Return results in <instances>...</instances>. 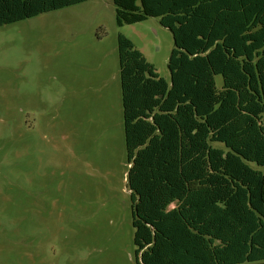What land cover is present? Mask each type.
Segmentation results:
<instances>
[{"label":"trees","instance_id":"obj_1","mask_svg":"<svg viewBox=\"0 0 264 264\" xmlns=\"http://www.w3.org/2000/svg\"><path fill=\"white\" fill-rule=\"evenodd\" d=\"M83 1L0 0V26ZM112 1L173 38L166 81L117 36L134 264H264V0Z\"/></svg>","mask_w":264,"mask_h":264},{"label":"rangeland","instance_id":"obj_2","mask_svg":"<svg viewBox=\"0 0 264 264\" xmlns=\"http://www.w3.org/2000/svg\"><path fill=\"white\" fill-rule=\"evenodd\" d=\"M119 33L169 81L171 32L112 0L0 26V264L135 263Z\"/></svg>","mask_w":264,"mask_h":264},{"label":"crops","instance_id":"obj_3","mask_svg":"<svg viewBox=\"0 0 264 264\" xmlns=\"http://www.w3.org/2000/svg\"><path fill=\"white\" fill-rule=\"evenodd\" d=\"M263 186H264V181H263ZM262 189H263V187H262ZM173 206H174V205L172 204L171 207H173Z\"/></svg>","mask_w":264,"mask_h":264}]
</instances>
